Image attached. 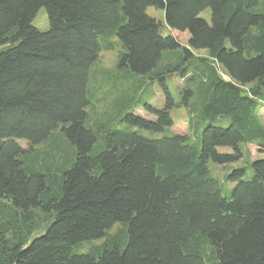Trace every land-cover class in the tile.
Returning <instances> with one entry per match:
<instances>
[{"label":"trees","instance_id":"trees-1","mask_svg":"<svg viewBox=\"0 0 264 264\" xmlns=\"http://www.w3.org/2000/svg\"><path fill=\"white\" fill-rule=\"evenodd\" d=\"M41 8L45 32L32 25ZM148 8L187 47L161 36ZM115 47L106 103L89 78ZM154 83L158 109L139 99ZM137 102L155 119L131 112ZM259 105L264 0H0V201L11 206L0 264H264V158H244V146L264 148ZM175 108L187 134H165ZM243 158L222 194L209 161Z\"/></svg>","mask_w":264,"mask_h":264},{"label":"rangeland","instance_id":"rangeland-1","mask_svg":"<svg viewBox=\"0 0 264 264\" xmlns=\"http://www.w3.org/2000/svg\"><path fill=\"white\" fill-rule=\"evenodd\" d=\"M146 12L151 18L155 19L156 22L159 24V30H160L161 36L166 37L168 35H171L180 43L181 46L187 47L188 34H185V33L181 34V33H177V32H174L168 29L164 22V11L163 10L155 9V8H148ZM209 15H210L209 11H205L201 14V17L205 19L206 21H209ZM32 25L41 32H45L48 30L49 25H48L47 16H46L44 9L41 8L37 11L32 21ZM114 40L115 42L117 41L116 38ZM193 54L196 57H202L206 55V52L204 50L194 51ZM117 55H118L117 47H115L113 50L101 51L99 53L98 62L93 69V72H99V73L98 74L95 73L96 74L95 76H91V78H89V87L90 88L94 87L95 89H97L96 93L99 98L103 97L105 93L107 94L109 91L108 89H110L111 84L107 80L104 79L103 73L104 74L114 73V67H115ZM218 71H219V74H221V76L224 79H227L224 73H222V70L220 68ZM166 83H167V87L171 95L174 97H177L178 92L183 87L182 80L177 75L171 74L167 77ZM113 98H114V95L107 94L106 100H105L106 103H109V100L112 101ZM139 99L140 101H144L148 103L150 106H153L157 109L162 108L165 102L163 91L161 87H159V85L156 83L148 84L147 86H145L142 92L139 94ZM103 103H104V100L98 104H95L92 111L89 110L91 120L98 118L99 115L103 112V110L105 109V107L102 105ZM259 108H260V114H261V123L264 125V105L261 107L259 105ZM130 111L143 118L149 119V120L155 119L153 115H151L150 113L144 110V108L140 105L139 102L135 103ZM170 117H171L173 124L165 132L166 135H173L176 133H179V134L188 133L187 132V115H186L185 109L183 108L172 109L170 111ZM220 122L223 126L226 125L227 123L226 120L219 119L217 120L216 124ZM141 134L148 136V137H153V138H157L161 136V134H154V133H149L145 131H142ZM18 143L23 148H27V145L25 142L18 141ZM244 148L247 152V155H245L244 157L245 159L247 158L249 161H251L256 158H261V159L264 158V148H260L256 145H246L244 146ZM217 151L223 154L232 153V150L227 147H220L217 149ZM244 158L240 162L232 163L226 167L214 165L211 161H209L208 166H209L211 173L221 183L222 194L225 195V191L231 189L233 186L229 182L224 180V177L228 171V168L233 169V168H238L242 166V164H244ZM10 209H11L10 204L0 201V217L4 215L6 216V214L9 212ZM44 226H45L44 223L40 224L39 229L34 230L30 238H33L35 236L42 234L44 230ZM94 243H98V242H94ZM80 248L84 250L87 248V245L85 244L81 245Z\"/></svg>","mask_w":264,"mask_h":264}]
</instances>
